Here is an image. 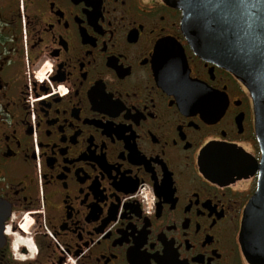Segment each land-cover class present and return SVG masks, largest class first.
<instances>
[{
	"label": "flooded vegetation",
	"instance_id": "af4514ba",
	"mask_svg": "<svg viewBox=\"0 0 264 264\" xmlns=\"http://www.w3.org/2000/svg\"><path fill=\"white\" fill-rule=\"evenodd\" d=\"M180 22L164 0H0V264H250L252 100ZM209 146L240 171L207 178Z\"/></svg>",
	"mask_w": 264,
	"mask_h": 264
},
{
	"label": "water",
	"instance_id": "95a60500",
	"mask_svg": "<svg viewBox=\"0 0 264 264\" xmlns=\"http://www.w3.org/2000/svg\"><path fill=\"white\" fill-rule=\"evenodd\" d=\"M164 1L180 11L181 32L193 54L231 74L250 94L261 158L254 166L258 171L256 190L244 209L238 239L250 264H264V0ZM180 62V69L186 68L184 75L188 77L184 57ZM170 83L174 93L183 95V85L175 79ZM190 86L199 87L194 84L187 88ZM187 88L186 98L189 99ZM200 99L202 112L206 114L204 107L209 98L203 94ZM191 104L195 106V101L192 100ZM224 154H228V160L222 158ZM202 156L201 171L212 180L223 177L218 174L221 168L228 170L237 160L246 159L242 151L226 146H209L203 150ZM234 166L232 171H240Z\"/></svg>",
	"mask_w": 264,
	"mask_h": 264
},
{
	"label": "rangeland",
	"instance_id": "374dc122",
	"mask_svg": "<svg viewBox=\"0 0 264 264\" xmlns=\"http://www.w3.org/2000/svg\"><path fill=\"white\" fill-rule=\"evenodd\" d=\"M40 75H41V73L38 75V78L36 79L38 83L41 82L40 79H43V77H41Z\"/></svg>",
	"mask_w": 264,
	"mask_h": 264
}]
</instances>
